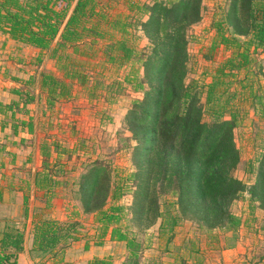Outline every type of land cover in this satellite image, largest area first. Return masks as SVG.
<instances>
[{"label": "trees", "instance_id": "1", "mask_svg": "<svg viewBox=\"0 0 264 264\" xmlns=\"http://www.w3.org/2000/svg\"><path fill=\"white\" fill-rule=\"evenodd\" d=\"M201 0H152L132 2L129 9L137 15L147 14L141 20V28L150 42V50L138 61L144 74L138 78L136 69L131 68L124 79L131 82L134 90H142V99H135L126 114L132 136L136 139L134 160L137 165L135 191L136 209L150 216L149 222L160 218V231H172L184 215L194 217L207 228H236L242 222L229 208V202L240 195L246 185L233 175L232 170L241 159L239 147L233 139L232 128L237 124L236 113L229 109V118L222 114L228 110L229 97L220 100L227 90L225 77L234 76L235 70L245 67L249 61V47H264V0H232L229 19L232 33L225 32L221 22L215 25L214 45L230 47L231 54L215 68L206 91V111L214 118H202L199 90L185 84L187 72L186 49L188 26L200 17ZM97 0H0V33L15 41L38 49L37 63L46 54L54 58L62 77L41 69L30 74L22 86L10 87L9 101L0 100V114L11 116L14 133L19 129L33 131L32 114L27 118L16 116L17 111L27 112V104L34 99L30 87L38 82L40 91L45 92V101L51 106L55 99L69 96L71 82L76 79L85 86L87 76L83 67L87 57L96 53V43L105 40L102 53L104 61L122 65L133 62L138 50L129 38L132 24L122 12L112 15ZM237 34L248 35L241 39ZM18 80L17 76H11ZM144 82L148 88L144 87ZM226 83L225 86H220ZM250 89V93L253 94ZM219 91V93L217 92ZM94 94V90L91 91ZM234 94V92H233ZM231 106V105H230ZM53 145L60 154L58 144ZM2 146L0 145V148ZM43 166L32 174V185L43 190L46 205L55 194L54 187L62 180L59 169H54L58 155L48 161L50 144L40 146ZM143 157V158H141ZM141 161L144 163H141ZM27 180L23 194V216L28 214ZM110 188L109 170L95 163L79 179L81 201L86 210L96 211L98 226L97 245L107 234L111 240H123L127 249L122 264L139 262L140 242L123 230L119 224L124 205L117 200L122 195L120 187L111 189V202L104 207ZM159 190L170 189L175 196L169 204L178 205V211L162 207L157 199ZM253 197L259 199L264 208V151L262 152L258 178L250 187ZM78 220H60L53 216L37 215L33 218L32 249L52 256L54 262L63 260L71 240H77ZM24 229L11 226L0 231V264H20L18 251L23 248ZM67 246V247H66ZM88 247L85 242L83 248ZM109 258L95 256L88 264H111Z\"/></svg>", "mask_w": 264, "mask_h": 264}, {"label": "rangeland", "instance_id": "2", "mask_svg": "<svg viewBox=\"0 0 264 264\" xmlns=\"http://www.w3.org/2000/svg\"><path fill=\"white\" fill-rule=\"evenodd\" d=\"M97 1V7H102L109 14H129L130 17L127 18L132 23L128 27L129 38L138 53L133 57V62L122 65L106 62L102 53L105 40L99 39L96 43V53L87 57L88 62L83 67V73L87 76L85 86L76 79H66L71 82L70 95L55 99L51 106L47 105L45 92L40 91L37 81L30 87L34 99L27 104V112L17 111L16 116L27 117L31 112L34 137L32 147L34 145V151L39 150L41 155V144H50L51 153L47 160L52 161L58 155V161L53 168L60 170L58 178L62 180L60 184L55 185V194L50 198L49 205H46L43 190L30 186L28 200L35 202V212L55 217L56 215L52 214L57 213V204L51 203V200H59L58 205L62 211L59 209L58 212L65 217L63 220H78V239L71 240L67 246L71 247L73 243L79 242L78 248L82 249L85 242H88V246H94L92 254L95 257L99 223L95 209L84 208L79 179L97 162L109 170L110 188L103 206L106 207L111 202V189L120 187L122 195L117 202L123 204L124 209L119 224L140 242L141 264H175L173 253L177 255L180 264H264V208L260 207L259 199L253 197L250 191V187L257 181L264 151V47H249V63L235 70L234 76L224 78L226 82L230 81L227 85L229 93H224L220 98L224 101L226 96L229 97L226 103L228 110L222 117L229 118L230 108L237 115V124L232 128V132L241 159L232 173L243 180L246 187L238 197L229 202V208L240 215L242 222L238 227L229 230L221 227L207 228L196 218L184 215L172 231L161 232L160 218L149 222L150 216L142 209L137 210L135 206L138 179L130 174L137 170L134 160L136 139L132 136L126 114L135 106V99H142L143 91L134 90L132 83L124 79L131 68L136 69L138 78L143 76L144 68L138 58L145 56L150 50V42L139 23L146 19L147 14L137 15L128 5L132 2L152 0ZM231 3L232 0H201L200 17L186 30L188 59L184 80L185 84L199 90L202 118L207 121L214 118L205 109L208 83L215 74V68L224 62L232 50L222 43L214 45V24L221 22L225 32L232 33L229 19ZM236 36L245 39L248 35ZM23 45V48L22 45H9L11 52L0 59V65L8 66V75L17 76L21 86L24 79L30 74L37 75L41 69L50 70L62 77V71L58 69L54 58L45 54L43 60L37 63V50ZM225 85L226 83H223L220 86ZM144 87L148 88L145 82ZM251 88L253 94L250 93ZM92 90L95 95H91ZM54 141L58 144L60 154L53 145ZM25 149L26 142H22L19 160L27 155ZM40 158L39 168L43 166L42 155ZM22 166L25 167V164ZM26 168L29 167L26 165ZM21 171L28 176L25 168ZM26 179L31 181L32 175ZM169 190L157 188V199L162 207L168 206L176 213L179 210L178 205L176 202L169 204L175 198ZM107 235L102 240L108 241ZM109 242L107 249L111 253L102 256L111 259L112 264L119 256H123L118 263L122 264L127 254L125 242ZM233 243L238 245L239 251L227 253L223 250L232 247ZM100 245L107 247L104 242ZM105 250L101 249L99 253ZM198 257L203 258V263L196 260ZM64 258L58 262L64 264Z\"/></svg>", "mask_w": 264, "mask_h": 264}, {"label": "crops", "instance_id": "3", "mask_svg": "<svg viewBox=\"0 0 264 264\" xmlns=\"http://www.w3.org/2000/svg\"><path fill=\"white\" fill-rule=\"evenodd\" d=\"M9 45H22V48L25 47L20 42L8 37L6 34L0 33V59L8 56V52H11L10 48H8ZM26 47H31L38 51V49L33 46L29 45ZM17 48H19V46H17ZM8 71V66H5L4 64L0 65V100L4 102H7L12 97H15L12 95L10 87L21 86L20 82L12 78L11 75H8ZM32 139H34L33 133L25 129H19L17 133H14L12 131L9 114H0V145L2 146L0 148V231L13 225L24 229L23 248L18 251L17 255L18 262L20 264H60L59 262H54L52 256L43 254L39 250L32 249L33 218L34 216L39 215L34 210L35 206L33 207V205H35V202L33 200H27L28 214L26 217L23 216V194L24 191L27 190L26 177L30 178L36 168L39 169V164L41 161L39 150L35 152L34 145L32 147ZM22 142H26L27 149L25 150L27 155L23 159L20 158L19 160V152H22ZM22 164H25V167H23ZM26 165L29 168H26ZM22 168H25V173L28 174V176L22 174ZM30 182L31 186H33L32 180ZM51 203L57 204L58 211L61 209L58 205L59 200H51ZM58 211L52 215H56L55 217L60 220L65 219V217L62 214H59ZM106 239H108V241L105 240L104 244H106L107 247L105 248V246L97 245L96 256H102L111 253V251L109 252L107 249L110 245L108 243H110L109 241L115 242L116 240H111L108 238V236ZM92 246L93 245H90L86 249H81L78 248L79 242L73 243L71 247L66 248L64 255L66 256L64 258L66 262L63 263L88 264L89 260L93 258L92 251L94 252V246ZM101 249L106 250L103 253H99ZM223 250L229 253L231 251H239L240 248L238 245L233 243L232 247H227ZM69 254H71V257H69ZM122 257L123 256H119L117 260L113 261V264H118L123 259ZM173 257L175 259V264H180L175 253H173ZM196 260L203 263V258L201 257H198Z\"/></svg>", "mask_w": 264, "mask_h": 264}]
</instances>
